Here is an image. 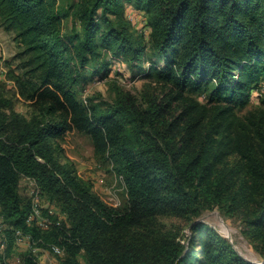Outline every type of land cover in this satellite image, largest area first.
<instances>
[{
	"label": "trees",
	"instance_id": "16d2710c",
	"mask_svg": "<svg viewBox=\"0 0 264 264\" xmlns=\"http://www.w3.org/2000/svg\"><path fill=\"white\" fill-rule=\"evenodd\" d=\"M11 1L29 17V31L46 32V37L39 39L50 55L45 86L53 85L57 92L43 90L42 95H50L44 112L57 113L59 117L52 126L36 118L5 120V114L0 112V135L7 128L11 133L8 139L0 138V208L12 226L33 233L25 224L28 213L20 207L16 189L19 175L25 174L49 192L67 196L70 226L59 231L57 242L66 253L59 264H80L77 257L81 251L85 252L87 264H257L241 257L224 237L204 224L195 228L201 249L199 258L195 251L181 257L182 249L168 241L158 242L139 254L128 235L132 215L117 214L75 182L59 164L48 139L65 132L70 121L93 136L103 151L121 160L136 188L133 194L144 188L139 196L142 203L161 204L176 215L198 216L205 203L230 201L237 207L249 208L255 194L264 195V163L253 148L248 146L243 152L240 142L234 145L227 118L233 116L230 111L235 106L246 102L253 87L264 82V0H138L155 11L152 37L164 60L157 73L160 79L176 83L179 91L172 98H180L187 89L213 86L210 99L229 105L220 109L214 117L216 121L212 123V118L205 127L194 155L181 154L176 146L178 136H172L169 128L165 133L159 132L158 137L144 132L139 146L127 147L119 110L100 116L87 113L71 93L54 82L60 80L67 51L73 55L74 69L79 73L98 47L104 46L114 59L126 56L131 61L140 60L142 46L119 18L120 0L83 1L76 13L82 23V35H76L69 44L58 32L59 16L42 9V0ZM110 14L115 15V20ZM155 109L159 111L158 107ZM151 115L143 117L147 124ZM198 124L193 120L182 129L190 134L189 128ZM187 136L181 133V141ZM241 136L239 133L236 139ZM215 146L226 155L242 153L246 163L227 169L219 158L222 150L213 155L210 152ZM250 215L248 228L252 238L264 239V206ZM30 237L36 239L32 234ZM0 264L8 263L0 260ZM19 264L39 263L33 256H26Z\"/></svg>",
	"mask_w": 264,
	"mask_h": 264
},
{
	"label": "rangeland",
	"instance_id": "374dc122",
	"mask_svg": "<svg viewBox=\"0 0 264 264\" xmlns=\"http://www.w3.org/2000/svg\"><path fill=\"white\" fill-rule=\"evenodd\" d=\"M83 1L42 0V9L59 16L58 32L68 44L75 41L76 35H82V23L76 13ZM118 8L121 10L119 18L142 46L140 60L131 61L126 56L114 59L104 46L98 47L79 73L74 69L73 55L67 51L64 54L67 63L60 73V80L54 79V82L71 93L87 113L100 116L119 110L127 147L139 146V139L146 135L144 132L158 137L159 132L165 133L169 128L172 136H178L176 146L181 154L194 155L205 127L212 118L214 123L216 113L229 105L210 99L213 86L194 91L187 89L181 92L180 98H172L179 88L174 81L160 79L157 73L164 60L152 37L154 9H148L138 0H120ZM109 16L115 20V15ZM28 19L16 9L14 2L0 0V112L5 114V120L20 118L30 121L36 118L44 121V125L53 126L59 119L58 114H45L50 95H42L47 88L57 92L53 85L45 86L50 55L47 48L41 47L39 39L46 37V32L29 31ZM230 113L233 116L227 120L231 122L233 134L228 135L234 137V145L238 146L240 142L243 152L248 146L253 148L264 163V82L253 87L246 102L235 106ZM150 114L152 118L147 124L143 117ZM193 120L199 124L194 129L189 128L190 134H185L182 128ZM140 129L144 131L136 132ZM181 133L188 135L183 142ZM239 133L242 134L240 141L236 139ZM0 136L1 139L10 138L9 128ZM211 138L214 139L215 135ZM48 140L54 147L59 164L75 182L117 214L132 215L134 219L130 220L128 235L139 254L158 242L168 241L182 249L181 257L195 251L199 258L201 249L195 228L204 224L224 237L241 257L264 264V239H253L248 228V220L252 217L250 212L259 211L264 206L261 192L255 194L249 208L237 207L230 201L212 205L205 203L198 216L182 217L167 211L161 204L142 203L139 196L144 188L133 194L136 188L121 160L114 159L109 151H103L93 136L77 129L70 121L65 132L52 135ZM203 147L207 149L208 145ZM220 150L215 146L210 152L213 155ZM219 155L227 169L246 163L242 153L226 155L222 150ZM16 189L20 207L28 213L25 224L33 233L12 226L0 208V259L2 255L8 259L18 256L21 263L26 256H33L39 264H59L66 255L65 248L57 242L59 231L70 226L67 196L54 190L49 192L34 177L25 174L19 175ZM31 234L35 240L27 239L26 235ZM2 243L5 244L4 249L1 248ZM52 246L60 248L61 253H54ZM77 258L80 264H87L84 251Z\"/></svg>",
	"mask_w": 264,
	"mask_h": 264
},
{
	"label": "built area",
	"instance_id": "2783aa9c",
	"mask_svg": "<svg viewBox=\"0 0 264 264\" xmlns=\"http://www.w3.org/2000/svg\"><path fill=\"white\" fill-rule=\"evenodd\" d=\"M29 218H31V216L29 217ZM17 234L20 236L21 234L19 233V232H17ZM22 237H23V235H22ZM21 237V238H22ZM26 237H27V239H31V237L29 236V235H26ZM21 238H19V240H21ZM33 245H31V247H32ZM1 248L2 249H4L5 248V244L4 243H2L1 244ZM52 251L54 252V253H57V254H60L61 253V249L60 248H58V247H56V246H52ZM2 259H0V260H2V261H4L5 263H8V261H7V258L4 256V255H2ZM19 263V262H18Z\"/></svg>",
	"mask_w": 264,
	"mask_h": 264
},
{
	"label": "crops",
	"instance_id": "0c3cea01",
	"mask_svg": "<svg viewBox=\"0 0 264 264\" xmlns=\"http://www.w3.org/2000/svg\"><path fill=\"white\" fill-rule=\"evenodd\" d=\"M7 261H8L9 263H12V264H13V263H16V262L18 263V262H19V257L17 256V257H14V258H12V259H11V258H10V259L7 258Z\"/></svg>",
	"mask_w": 264,
	"mask_h": 264
}]
</instances>
